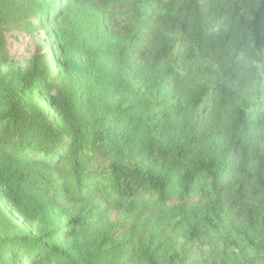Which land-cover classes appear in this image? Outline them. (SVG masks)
<instances>
[{
    "label": "trees",
    "instance_id": "trees-1",
    "mask_svg": "<svg viewBox=\"0 0 264 264\" xmlns=\"http://www.w3.org/2000/svg\"><path fill=\"white\" fill-rule=\"evenodd\" d=\"M58 1L0 0V61L9 25L45 27ZM70 1L114 40L86 72L107 114L68 112V48L49 47L58 70L32 59L26 91L51 96L0 112V156L17 183L77 212L43 238L0 240L7 259L264 264V0ZM74 230L93 231L82 259L52 246Z\"/></svg>",
    "mask_w": 264,
    "mask_h": 264
},
{
    "label": "rangeland",
    "instance_id": "rangeland-1",
    "mask_svg": "<svg viewBox=\"0 0 264 264\" xmlns=\"http://www.w3.org/2000/svg\"><path fill=\"white\" fill-rule=\"evenodd\" d=\"M54 5L56 3L52 1L47 10H51ZM57 8L52 21L45 27L31 26L28 30H23L11 27L10 24L9 29L5 30L8 60L0 61V112L8 110L16 97L25 100L29 107L36 103L45 104L49 100L51 95L46 89L26 91L27 68L34 57L44 56L51 70H58L55 64V50L65 46L71 55L67 59L62 54L61 60L67 61L70 67L67 75L61 78L60 91L61 98L67 100L69 105L68 112L74 116L76 113L85 112L89 113L90 117L93 116L92 113L100 116L107 114L106 94L102 93L100 88L95 89L92 81H86V72L89 65L93 64V57L103 54L102 51L96 50L97 46L104 43L107 48L114 40L101 30L98 24L100 15L92 7L60 0ZM30 20L36 22L33 17H30ZM105 61L104 58L101 63ZM53 91L55 92L56 88ZM117 98L111 104H114ZM126 98L131 99L130 96ZM14 164L10 159L0 156V240L40 239L49 232L63 230L77 210L69 202L54 199L37 188H26L22 183H17L13 174L16 168ZM92 232L74 230L72 237L57 240L52 246L62 247L75 258L82 259L81 247L85 238ZM2 244L4 245L5 241ZM9 252V249L0 247V264H29L25 259H7Z\"/></svg>",
    "mask_w": 264,
    "mask_h": 264
}]
</instances>
